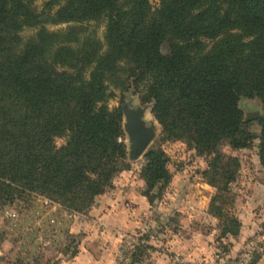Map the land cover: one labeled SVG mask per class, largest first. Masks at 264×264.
<instances>
[{"label":"trees","instance_id":"1","mask_svg":"<svg viewBox=\"0 0 264 264\" xmlns=\"http://www.w3.org/2000/svg\"><path fill=\"white\" fill-rule=\"evenodd\" d=\"M36 1L0 0V200L39 190L82 207L103 193L128 167L122 109L108 101L130 88L152 102L162 141L208 157L203 176L222 191L239 163H222L220 144L251 139L238 99L264 104V0ZM26 28L33 33L23 37ZM143 157L152 203L155 185L170 179L168 157L158 148ZM229 222L234 233L238 222Z\"/></svg>","mask_w":264,"mask_h":264},{"label":"rangeland","instance_id":"2","mask_svg":"<svg viewBox=\"0 0 264 264\" xmlns=\"http://www.w3.org/2000/svg\"><path fill=\"white\" fill-rule=\"evenodd\" d=\"M36 4L41 5L42 0ZM65 26L47 25L49 30ZM103 29V24L97 26V35L101 36ZM32 33L33 29L26 28L22 35ZM162 51L167 52L166 44ZM108 105L126 110L121 140L128 167L86 206L64 204L39 190L21 195L15 192L9 201L0 200V264H264L261 99L256 95L238 99L251 139L238 147L229 140L220 144L221 162L236 158L239 163L234 178L222 184V191L203 176L207 156L186 141L161 140L152 102L143 103L139 93L130 88L122 93L117 90ZM131 110H137L145 127L153 131L146 150L158 148L168 157L170 179L155 185L152 203L143 194L146 184L140 175L146 150L132 157V141L124 128ZM55 142L60 146L64 139ZM229 168L234 171L236 167L232 164ZM216 193L221 198L213 210ZM231 217L238 222L234 233ZM140 245L138 255L133 256Z\"/></svg>","mask_w":264,"mask_h":264},{"label":"water","instance_id":"3","mask_svg":"<svg viewBox=\"0 0 264 264\" xmlns=\"http://www.w3.org/2000/svg\"><path fill=\"white\" fill-rule=\"evenodd\" d=\"M122 115H126L125 109L121 107ZM124 128L129 135L131 144V156L139 157L147 148L153 136L151 128H146L143 119L137 110H131L127 122L124 123Z\"/></svg>","mask_w":264,"mask_h":264},{"label":"built area","instance_id":"4","mask_svg":"<svg viewBox=\"0 0 264 264\" xmlns=\"http://www.w3.org/2000/svg\"><path fill=\"white\" fill-rule=\"evenodd\" d=\"M45 202V204H48V201H44ZM46 206H50V204H48V205H46ZM53 220V219H52Z\"/></svg>","mask_w":264,"mask_h":264}]
</instances>
